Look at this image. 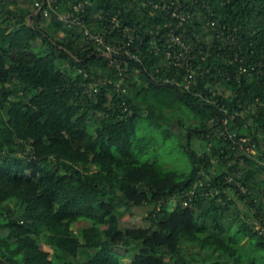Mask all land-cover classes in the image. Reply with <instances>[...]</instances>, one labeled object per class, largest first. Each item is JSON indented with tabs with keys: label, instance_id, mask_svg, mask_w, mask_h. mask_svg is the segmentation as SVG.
I'll return each instance as SVG.
<instances>
[{
	"label": "trees",
	"instance_id": "16d2710c",
	"mask_svg": "<svg viewBox=\"0 0 264 264\" xmlns=\"http://www.w3.org/2000/svg\"><path fill=\"white\" fill-rule=\"evenodd\" d=\"M35 1L0 0V264H264V0Z\"/></svg>",
	"mask_w": 264,
	"mask_h": 264
},
{
	"label": "built area",
	"instance_id": "2783aa9c",
	"mask_svg": "<svg viewBox=\"0 0 264 264\" xmlns=\"http://www.w3.org/2000/svg\"><path fill=\"white\" fill-rule=\"evenodd\" d=\"M55 0H36L35 6L37 7L36 12H39L41 10L44 11V15L49 14V10H52L56 13L54 6ZM80 5L75 6L76 10H79ZM57 14V13H56ZM57 18L69 25L74 24H83V22L80 20L79 17H73L71 13L66 14H60L58 13ZM171 16L174 17L176 20H178V23L176 25V28L179 29L183 25V22L186 21L187 16L181 12V9L179 7H175L171 13ZM117 21L116 19H114ZM118 23V21L116 22ZM127 28L122 29V36L127 37V41L124 42H115V43H108L106 40V37L102 34H92L89 32V30L85 29V35L87 38L95 39V45L97 47V50L101 52L102 56L112 58L114 56H120L121 54H127L131 55L130 50L127 48L128 45L136 38V36H133L131 33L130 35L127 34ZM169 42L171 43L169 48L170 51L167 52V57L172 58L173 61L178 62L179 64H182L181 60L185 59V61L190 60L189 56H187L188 48L185 45V43L182 41V38L174 31L171 30L168 34ZM175 47H179L183 49L185 52H176ZM186 54V56H185Z\"/></svg>",
	"mask_w": 264,
	"mask_h": 264
},
{
	"label": "rangeland",
	"instance_id": "374dc122",
	"mask_svg": "<svg viewBox=\"0 0 264 264\" xmlns=\"http://www.w3.org/2000/svg\"><path fill=\"white\" fill-rule=\"evenodd\" d=\"M60 34L62 33V31H59ZM183 113L187 112V110L185 108L182 109ZM183 116V115H182ZM185 118V116L183 117ZM176 134H180L184 135L185 130L181 129L177 124H172L170 127ZM175 143H166L163 146H159L157 148L156 151V158H159L160 161H165V165L168 166H174L175 168H179V169H187V156L185 153H183L180 149L176 148V146L174 145ZM192 146L194 148H197L198 150H200L199 147V141H193L192 142ZM173 147V148H172ZM156 149V147H155ZM154 149V151H155ZM153 156V151L150 154V157ZM173 208V207H170ZM140 213L145 214L146 213V209L145 208H140ZM137 211V210H136ZM141 216V215H140ZM131 224L137 226V225H142L143 222L141 220V217L137 216L135 218H131ZM88 225V223L86 221H80L74 224L73 228L77 229L78 227H83ZM124 262H126L127 264H130V260L129 259H123ZM254 264H259L257 262H255Z\"/></svg>",
	"mask_w": 264,
	"mask_h": 264
},
{
	"label": "water",
	"instance_id": "95a60500",
	"mask_svg": "<svg viewBox=\"0 0 264 264\" xmlns=\"http://www.w3.org/2000/svg\"><path fill=\"white\" fill-rule=\"evenodd\" d=\"M169 86H171V85H169Z\"/></svg>",
	"mask_w": 264,
	"mask_h": 264
}]
</instances>
